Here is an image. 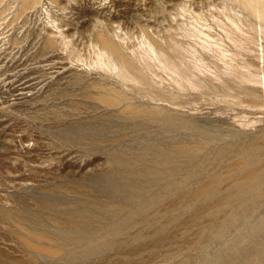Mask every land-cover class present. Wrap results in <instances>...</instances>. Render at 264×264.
<instances>
[{
  "label": "rangeland",
  "instance_id": "374dc122",
  "mask_svg": "<svg viewBox=\"0 0 264 264\" xmlns=\"http://www.w3.org/2000/svg\"><path fill=\"white\" fill-rule=\"evenodd\" d=\"M62 5L0 0V264H264V0ZM74 8L112 20L136 70L50 41ZM45 42L68 65L31 64L14 104L11 58Z\"/></svg>",
  "mask_w": 264,
  "mask_h": 264
},
{
  "label": "bare ground",
  "instance_id": "6f19581e",
  "mask_svg": "<svg viewBox=\"0 0 264 264\" xmlns=\"http://www.w3.org/2000/svg\"><path fill=\"white\" fill-rule=\"evenodd\" d=\"M98 1V0H97ZM103 1V0H102ZM258 1V0H257ZM24 2V1H23ZM28 2V1H27ZM32 2V1H31ZM51 2H52V4L54 5V7H56L57 8V10H59V11H64V10H66L64 7H63V2H64V0H51ZM247 2V1H246ZM30 3V2H29ZM90 3V2H89ZM249 3V2H248ZM261 5V4H260ZM92 7V6H91ZM250 7V6H249ZM262 7H264V5L262 6ZM89 8V7H88ZM102 8V7H101ZM74 9H76V12H75V14H76V17H74V20H76V21H73V20H71L70 19V17H69V21H66V20H64L68 15H65L64 14V16H62V18H61V24H57L56 22H57V20L59 21V19H58V17L56 18H54V16H53V18H54V20H53V23H56L57 25H56V27H57V30H58V32H56V31H53L52 29H49V28H47V29H49L50 30V32L52 33H50L51 35H54V39L53 40H50V41H55V42H61V43H65L66 42V40L69 38V37H72L73 39L75 38V39H80L81 41H83V40H86V43L88 42V39L89 40H91V42H94V44L96 45H94L93 43H91V44H93L94 45V47H95V51H97L96 50V47H98L97 49H99L100 50V55H102V56H104V55H108L109 57H111V62H113V65H120V68H121V66H129L130 64L132 65L133 63H132V61H130L129 60V56H127V55H129V54H127V51L126 50H124V51H126V54L124 53V51L122 50V48H121V43H119L118 41H116V39L117 38H113V37H110L109 36V34H110V26H111V21L112 20H110V19H108L107 20V23L105 24V27L103 26V22H101V21H99L98 19L97 20H95L94 19V17H91L90 16V14L89 13H91V12H89L88 10H85V8L84 9H78V8H74ZM87 9V8H86ZM100 9V8H99ZM255 9V8H254ZM98 10V9H97ZM101 10V9H100ZM103 10V9H102ZM250 10H251V7H250ZM257 10V9H256ZM66 12V11H65ZM74 12V11H73ZM257 12V11H256ZM63 13V12H62ZM93 13V12H92ZM101 13V12H100ZM251 13H252V10H251ZM58 14V13H57ZM95 14H96V12H95ZM98 14V13H97ZM257 14V13H256ZM259 15H260V13H259ZM262 16V15H261ZM105 17V16H104ZM108 17H109V15H108ZM111 17V16H110ZM112 18V17H111ZM67 19V18H66ZM105 20V19H104ZM114 20V19H113ZM92 22H94V23H97V24H99V26H97V28H94L93 30H91V31H86L87 30V24H91ZM60 23V22H59ZM52 26H50V28H51ZM65 27H67L66 28V30H64V28ZM111 28H112V26H111ZM113 29V28H112ZM56 30V29H55ZM114 30V29H113ZM12 31V30H11ZM73 32V33H70V32ZM115 33V32H114ZM16 34H18V33H16ZM49 34V33H48ZM50 35V36H51ZM75 36H77V37H75ZM118 36V35H117ZM120 36V35H119ZM118 36V37H119ZM15 37V36H14ZM14 37H12V38H14ZM48 37V36H47ZM53 37V36H52ZM35 38V37H34ZM91 38V39H90ZM16 39V38H15ZM15 39H12V40H14L15 41ZM122 39V38H121ZM32 40H34V39H32ZM31 40V41H32ZM46 40V39H45ZM44 40V41H45ZM69 40V39H68ZM76 40V41H77ZM117 40H119V39H117ZM124 40V39H123ZM71 41V40H70ZM121 41V40H120ZM16 42V41H15ZM33 42V41H32ZM31 42V43H32ZM67 42H69V41H67ZM75 42V41H74ZM74 42H72V44L74 43ZM79 42V41H78ZM77 42V43H78ZM122 42V41H121ZM83 43H84V41H83ZM67 44V43H66ZM34 45V44H33ZM78 45V44H77ZM87 45V44H86ZM85 45V46H86ZM88 45H89V43H88ZM92 45V46H93ZM29 46H30V44H29ZM37 46V45H36ZM90 46V45H89ZM22 47V46H21ZM61 47H62V45H61ZM64 47V46H63ZM61 48V49H64V48ZM82 47V46H81ZM81 47H80V49H81ZM89 48V47H88ZM91 48V47H90ZM127 48V47H126ZM35 49V48H34ZM11 50V49H10ZM27 50L29 51V49L27 48ZM27 50L25 49V51H26V53L24 54V56L25 55H27ZM33 50V49H32ZM94 50V49H93ZM127 50H129V49H127ZM15 51V50H14ZM61 50H60V48H58L57 46H53L51 43H44V45H42V47L40 48V50L37 52V51H35V53L37 52V54L35 55V57L33 58V57H31V58H33V59H30L29 57L27 58V59H25V60H22V56L20 57V58H16L15 56H13V58H11V69H10V71L13 73L12 75H11V78H14L15 80L14 81H12L10 84V88L8 89L9 91H7V93H8V95H9V97H15V100L17 101V103H14V104H21L22 105V102H25V99H27V91H34V90H36L37 89V86H39L38 84L41 82L40 81V79H39V77H31V73H29V67H30V65L31 64H41V63H48V66H50V68H49V70H51L52 72H47V75H49V74H51V76L53 75V74H56V73H59V71L60 70H62L63 68H65L66 67V65H68L67 63H65L64 61H63V57L61 58V57H59L60 59H58L57 60V58L55 59L54 57H58L60 54H62L61 52H60ZM71 51V50H70ZM74 51V50H73ZM77 51V50H76ZM94 51V52H95ZM12 52V51H11ZM22 52V51H21ZM31 52V51H30ZM67 52V51H66ZM79 52V51H78ZM77 52V53H78ZM130 52V51H129ZM99 53V52H98ZM131 53V52H130ZM68 54V53H67ZM70 54V56H71V52L69 53ZM75 54H76V52H75ZM17 55V54H16ZM96 55H97V53H96ZM74 57H75V55H73ZM99 56V55H98ZM97 56V57H98ZM101 56V57H102ZM105 56V57H106ZM74 57L72 58L73 60H74ZM81 57H82V55H81ZM100 56H99V58H101ZM5 58V57H4ZM69 58V57H68ZM79 58V57H78ZM77 58V59H78ZM132 58V57H131ZM134 58V57H133ZM6 60H7V58H5ZM4 59V60H5ZM107 59H108V57H107ZM5 60V61H6ZM97 60H99V59H96L95 60V62L97 61ZM136 60V59H135ZM68 61V60H67ZM75 61V60H74ZM77 61V60H76ZM83 61V60H82ZM81 61V62H82ZM100 61V60H99ZM101 61H102V58H101ZM105 61H107V60H105ZM105 61H103V62H105ZM134 61V60H133ZM1 62H3L2 60L0 61V64H1ZM71 62V61H70ZM79 62V61H78ZM77 62V63H78ZM86 62V61H85ZM91 62H93V61H91ZM94 62V63H95ZM98 62V61H97ZM97 62L95 63V64H97ZM103 62H101L100 64H102ZM135 62V61H134ZM72 63V62H71ZM106 63V62H105ZM105 63H103V65H105ZM108 63V62H107ZM3 64V63H2ZM10 64V63H9ZM9 64L7 65V66H9ZM70 64V63H69ZM85 64V63H84ZM109 64V63H108ZM107 64V65H108ZM124 64V65H123ZM137 64V63H136ZM89 65H90V63H89ZM107 65H105L106 67H107V69H111V68H108L109 66H107ZM110 65V64H109ZM113 65H110V66H113ZM138 65V64H137ZM36 66V65H35ZM86 66V65H85ZM97 66H100V65H97ZM102 66V65H101ZM133 67H131V69L132 68H134L135 66L134 65H132ZM139 66V65H138ZM80 67V66H79ZM114 67V66H113ZM118 67L119 66H117V69H118ZM127 67H125V68H123L124 70H127ZM89 68V67H88ZM119 68V69H120ZM138 68V67H137ZM6 69H7V67H6ZM40 69V68H39ZM38 69V70H39ZM92 69V68H91ZM94 69V68H93ZM113 69V68H112ZM114 69H116V68H114ZM114 69H113V72H112V75H113V73H114ZM141 69V68H140ZM41 70V69H40ZM39 70V71H40ZM44 70V69H43ZM46 70V69H45ZM79 70V69H78ZM122 70V69H121ZM135 70H136V67H135ZM6 71V70H5ZM9 71V70H8ZM31 71V70H30ZM67 71V70H66ZM75 71V70H74ZM107 71V70H106ZM109 71V70H108ZM107 71V72H108ZM117 71V70H116ZM123 71V70H122ZM128 71V70H127ZM126 71V72H127ZM143 71V70H142ZM32 72V71H31ZM42 72V71H41ZM69 72V71H68ZM121 72V71H120ZM136 72H138V71H136ZM38 73V72H37ZM66 73V72H65ZM88 73V72H87ZM86 73V74H87ZM109 73V72H108ZM115 73H117V72H115ZM123 73V72H122ZM138 73H140V71L138 72ZM2 74V73H1ZM66 74H68V73H66ZM110 74L111 73H109V76H110ZM127 74L128 75H131V74H133V73H128L127 72ZM136 74V73H135ZM7 75V74H6ZM34 74L32 73V76H33ZM111 75V76H112ZM116 75H120L119 76V79H122L126 74H124L123 73V77L122 78H120L121 77V74H116ZM115 75V76H116ZM128 75H126L127 76V78H129L128 77ZM3 76V75H2ZM1 76V77H2ZM88 76V75H87ZM133 76H135L136 77V75H134L133 74ZM53 77V76H52ZM68 77V76H67ZM9 78V77H8ZM66 78V76H62L61 78H60V80H63V79H65ZM94 78V77H93ZM112 78H113V76H112ZM127 78L125 79V81H126V83H127ZM39 79V80H38ZM47 79V78H46ZM99 79V78H98ZM124 79V78H123ZM130 79V78H129ZM133 79V78H132ZM132 79H131V81H132ZM11 79H9V81H10ZM38 80V81H37ZM50 80V79H49ZM57 80H58V78H57ZM59 80V81H60ZM75 80V79H74ZM80 80V79H79ZM95 80V79H94ZM113 80H115V78H113ZM134 81L136 80V78H134L133 79ZM142 80V79H141ZM102 81V80H101ZM124 81V82H125ZM128 81H130V80H128ZM131 81H130V83H131ZM56 82V81H55ZM58 82V81H57ZM118 82H119V80H118ZM123 82V83H124ZM135 82H137V81H135ZM138 82H140V81H138ZM122 83V82H121ZM125 83V84H126ZM1 84V83H0ZM62 84H64V83H62ZM66 84V83H65ZM68 84V83H67ZM115 84V83H114ZM51 85H53V83L51 84ZM59 85V84H58ZM57 85V86H58ZM3 86V85H2ZM1 86V87H2ZM48 86V85H47ZM55 86V85H54ZM60 86V85H59ZM58 86V87H59ZM62 86V85H61ZM67 86V85H66ZM5 87V86H4ZM64 87V86H63ZM76 87V86H75ZM124 87H125V85H124ZM6 88V87H5ZM47 88H50V86H48ZM114 88V87H113ZM44 89V88H43ZM62 89V88H61ZM89 89H91V88H88V90ZM106 90H109V88H105ZM123 89V88H122ZM46 90H48V89H46ZM72 90V89H71ZM121 90V89H120ZM2 91V90H1ZM57 91V90H56ZM77 91V90H76ZM79 91H80V89H79ZM92 91V90H91ZM3 92V91H2ZM40 92V91H39ZM49 92H50V90H49ZM7 93L6 94H4V95H7ZM38 93V92H37ZM41 93V92H40ZM43 93V92H42ZM46 93V92H45ZM48 93V92H47ZM75 93V92H74ZM54 94V93H53ZM57 94V93H56ZM90 94V93H89ZM92 94H93V92H92ZM2 95V94H1ZM0 95V96H1ZM3 96V95H2ZM39 96V95H38ZM37 96V97H38ZM32 97V96H31ZM34 97H35V95H34ZM33 97V98H34ZM41 96H39V98H40ZM36 98V97H35ZM53 98V97H52ZM89 98V97H88ZM152 98V97H151ZM2 99V98H1ZM0 99V100H1ZM30 99V98H29ZM42 99V98H41ZM45 99V98H44ZM153 99H156V100H158V102H161V101H168V99H165V98H162L161 96H159V97H156V98H154L153 97ZM153 99H151V100H153ZM31 100H33V99H31ZM34 100H36V99H34ZM70 100V99H69ZM91 100V99H90ZM155 100V101H156ZM27 101V100H26ZM78 101V100H77ZM2 102V101H1ZM3 102H6V103H8V102H10V101H8V100H6V101H4L3 100ZM89 102V101H88ZM99 102V101H98ZM157 102V101H156ZM28 103V102H27ZM30 103V102H29ZM28 103V104H29ZM166 103H168V102H166ZM3 104V103H2ZM78 104V103H77ZM95 104V103H94ZM150 104H152V103H150ZM20 105V106H21ZM70 105V104H69ZM162 105V104H161ZM17 106V105H16ZM15 106V108L14 109H16L17 107ZM24 106V105H23ZM29 106V105H28ZM31 106H34V105H31ZM19 107V106H18ZM26 108V107H25ZM88 108H90V107H88ZM21 109H23V108H21ZM106 109V108H105ZM8 110H10V109H8ZM25 110V109H24ZM84 110V109H83ZM93 111V110H92ZM102 111V110H101ZM23 112V111H22ZM71 113V112H70ZM86 113V112H85ZM74 114V113H73ZM91 114V113H90ZM80 115V114H79ZM87 116V115H86ZM7 121V120H6ZM5 122V121H4ZM1 123V122H0ZM6 124V123H5ZM1 125V124H0ZM20 129V128H19ZM26 130V129H25ZM24 130V131H25ZM7 131V130H6ZM17 131V130H16ZM23 131V130H22ZM8 132V131H7ZM17 133V132H16ZM20 133V132H19ZM2 134V133H1ZM37 135H35V137H36ZM7 138V137H6ZM23 139H24V137H22ZM40 138V137H39ZM14 139V138H13ZM20 139V138H19ZM26 139V138H25ZM23 141V140H22ZM27 141V140H26ZM18 142V141H17ZM21 144V143H20ZM24 144H25V140H24ZM12 147V146H11ZM10 148V147H9ZM13 148V147H12ZM15 148V147H14ZM32 149V148H31ZM41 149V148H40ZM39 149V150H40ZM27 150V149H26ZM29 150V149H28ZM8 151V150H7ZM21 152V151H20ZM28 152V151H27ZM36 152V151H35ZM41 152V151H40ZM43 152H45V151H43ZM50 152V151H49ZM23 153V152H22ZM37 153V152H36ZM63 153H64V151H63ZM63 153H61V154H63ZM67 153V152H66ZM31 154V153H30ZM40 154V153H39ZM73 154H75V153H73ZM14 155V154H13ZM44 155V154H43ZM51 155H53V154H51ZM55 155V154H54ZM10 157V156H9ZM39 157V156H38ZM37 157V158H38ZM71 157V156H70ZM32 158H34V157H32ZM32 158H31V161H32ZM36 159V158H35ZM62 159V158H61ZM70 159V158H69ZM73 159V158H72ZM80 159V158H79ZM14 160V159H13ZM64 160V159H63ZM75 160V159H74ZM77 160V159H76ZM46 161V160H45ZM49 161V160H48ZM65 161V160H64ZM47 162V161H46ZM45 162V163H46ZM68 162V161H67ZM17 163V165H18V163H19V160H18V162H16ZM15 163V164H16ZM32 163H33V161H32ZM35 163V162H34ZM37 163H38V161H37ZM44 163V164H45ZM53 163H54V159H53ZM64 163V162H63ZM72 163V162H71ZM76 164V163H75ZM81 164V163H80ZM46 165H47V163H46ZM67 165V164H66ZM69 165V164H68ZM71 165V164H70ZM37 166H38V164H37ZM77 166H79V165H77ZM19 167V166H18ZM52 167V166H51ZM81 167V166H80ZM22 168V167H21ZM77 168V167H76ZM23 169V168H22ZM38 169H40V168H38ZM47 169V168H46ZM74 169V168H73ZM78 169V168H77ZM24 170V169H23ZM49 170V169H48ZM52 170V169H51ZM39 171H41L42 172V170H39ZM45 172V171H44ZM18 173V172H17ZM19 174V173H18ZM27 176V175H26ZM33 176H34V174H33ZM46 179V178H45ZM25 181V180H24ZM31 181V180H30ZM257 181V180H256ZM22 182H23V180H22ZM28 182V181H27ZM37 182V181H36ZM13 183H15L14 181H13ZM18 183V182H17ZM25 183V182H24ZM39 183H40V181H39ZM42 183V182H41ZM26 184V183H25ZM15 185V184H14ZM19 185V184H18ZM16 186V185H15ZM18 187V186H17Z\"/></svg>",
  "mask_w": 264,
  "mask_h": 264
}]
</instances>
